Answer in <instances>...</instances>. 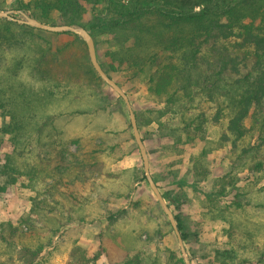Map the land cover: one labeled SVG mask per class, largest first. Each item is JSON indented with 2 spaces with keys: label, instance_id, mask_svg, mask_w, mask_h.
Segmentation results:
<instances>
[{
  "label": "rangeland",
  "instance_id": "1",
  "mask_svg": "<svg viewBox=\"0 0 264 264\" xmlns=\"http://www.w3.org/2000/svg\"><path fill=\"white\" fill-rule=\"evenodd\" d=\"M114 1L120 6L129 4V0ZM92 7L94 5L89 3L85 15L88 30H91L87 22L91 18ZM96 7L102 11L105 4ZM7 10H19L16 0H7L3 11ZM104 14L109 15V12ZM14 17L19 18L20 15L15 14ZM16 34L22 43L12 48L4 45L0 49H23V55L31 54L23 68V79L36 85V88L43 84L40 74L33 70L37 61H41L45 69L57 75L61 82L63 72L71 62L85 70L92 67L86 43L73 33L23 28L22 33ZM94 40L99 62L109 68L105 54L120 48L119 38L105 34L94 35ZM60 49L62 52H59ZM41 52L46 53L45 60L40 57ZM4 63L2 61L0 65ZM37 75L40 80L35 78ZM110 75L127 92L137 114L149 154L151 174L161 186L160 191L168 197L172 211L181 219L182 233L186 236L184 244L191 263L212 264L214 251L228 244V224L219 216L237 192H240L239 197L242 195L240 199L245 208L241 222L253 232V240L264 251V168L261 172L255 171L258 162L264 163L261 111H252L246 121L249 137L238 147L221 142L222 135L227 133L226 122L209 123L207 137L212 144L204 141L188 143L186 136H181L178 117L168 114L164 127L151 121L147 111L162 106L148 95L146 84L140 77H135L126 69ZM75 83L84 87H81L82 91L74 89V95L83 91L89 95L88 83ZM91 88L97 97L94 103L84 98L83 104L72 103V100L71 103L58 101L57 104L53 102L48 111L49 115L57 117L63 107L84 111L58 118L56 124L65 126L69 137L82 136L86 144L96 137L97 143L107 140L115 145L113 154L102 155L97 166L87 168L82 182L84 190H79L85 196L91 192L92 186H100L96 198L101 201L102 211H90L88 207L78 211L64 193L65 187L56 186L59 175L52 179L51 172L60 163V148L49 137L41 136L40 141L30 142L22 156H14L13 161L22 172L31 166H39L44 177L33 188L27 176L21 174L17 176L18 183L0 195V264H26L27 257L34 264H123L127 257L137 253L143 256L144 264H151L156 258L165 262L171 252L182 257L167 215L148 181L142 180L144 164L125 102L104 81H92ZM211 106L212 103L202 105L209 117L215 111ZM6 121L7 118L0 113V128ZM204 147L210 150L207 155L209 175L205 179L193 172V159ZM76 151L77 147L72 145L71 152ZM12 153L9 137H3L0 167ZM180 180L190 185L196 181L198 184L195 188L179 186L177 181ZM126 182L131 184V192L125 187ZM213 194L216 196L210 197ZM118 210L127 212L115 221L106 218L109 213ZM72 245L79 247V252H74Z\"/></svg>",
  "mask_w": 264,
  "mask_h": 264
},
{
  "label": "trees",
  "instance_id": "2",
  "mask_svg": "<svg viewBox=\"0 0 264 264\" xmlns=\"http://www.w3.org/2000/svg\"><path fill=\"white\" fill-rule=\"evenodd\" d=\"M16 2L19 10L26 11L41 22L81 25L85 28L88 4L94 5L87 22L91 30L86 29L93 38L94 35L111 34L117 36L121 43L118 50L105 54L109 68L100 62L105 72L111 76L112 72L126 69L135 77H140L146 84L148 95L162 106L147 111L151 121L164 127L163 122H166L168 114L178 117L181 136L185 135L188 143L204 141L212 144L207 137L209 123L226 122L227 133L222 135L221 142L238 147L249 137L246 121L254 109L261 111L264 121V0H129L127 6H120L114 0ZM6 4L7 0H0V10H4ZM99 4H105L106 8L102 11L95 9ZM106 11L109 15L104 14ZM23 28L34 29L0 19V47L6 45L12 48L22 43L16 33H22ZM29 56L31 54L23 55V49H0V63L5 61L0 65V113L7 118L0 128V146L2 138L6 136L13 146V153L0 167V195L16 185L17 176L21 174L27 176L33 188L41 181L44 176L39 166H31L22 172L13 160L14 156H22L30 142L40 141L41 136L45 135L60 148V163L51 172L52 179L59 175L56 186L65 187L64 193L78 211L87 207L90 211H102L101 201L96 198L100 186H92L86 197L79 190H84L82 182L87 168L97 166L102 155L113 154L115 145L112 146L107 140L97 143L96 137L86 144L82 136L69 137L65 126L56 124L58 118L84 111H71L63 107L64 110L61 109L57 117L49 115L48 110L53 102L57 104L58 101L71 103L72 100V103L83 104L84 98L94 103L97 97L91 83L103 80L91 66L85 70L71 62L65 68L61 82L57 75L37 61L33 70L40 74L43 84L36 88V85L23 79V68ZM40 57L45 60L46 53L41 52ZM35 78L40 80L38 75ZM76 81L88 83L86 87L91 90L89 95L84 91L74 95V89L82 91L81 87H84H80V83L78 87ZM205 103L213 104L211 108L215 111L211 117L202 108ZM138 126L140 130L139 123ZM51 133L53 136L49 135ZM142 139L145 141L143 136ZM72 145L77 147L76 152H71ZM209 152L208 147H204L193 159V172L197 177L205 179L209 175ZM47 154L50 155V152ZM263 168L264 163L258 162L255 171L261 172ZM142 180L147 181L144 174ZM154 180L161 190L157 180ZM177 183L194 188L198 184L196 181L190 185L181 180ZM125 187L128 192L133 190L129 182L125 183ZM162 194L171 208L168 197ZM239 196L240 192H237L220 212L219 217L228 224V244L214 251L212 264H264V251L253 240V232L241 222L245 208L240 199L242 195ZM126 212H111L106 218L115 221ZM174 215L185 241L181 219ZM72 247L74 252H79V247ZM26 262L34 264L28 257ZM123 264H144V259L137 253L127 257ZM151 264L185 262L171 252L165 262L156 258Z\"/></svg>",
  "mask_w": 264,
  "mask_h": 264
},
{
  "label": "water",
  "instance_id": "3",
  "mask_svg": "<svg viewBox=\"0 0 264 264\" xmlns=\"http://www.w3.org/2000/svg\"><path fill=\"white\" fill-rule=\"evenodd\" d=\"M15 14H19L20 17L19 18L14 17ZM0 18L14 21L22 25H27L39 30L48 31L52 33H73L86 43L92 67L94 68L98 76L123 99V101L127 106L130 115V122L133 130L134 139L137 143V146L140 151V155L143 160L146 179L149 183L151 190L155 194L165 214L167 215L168 220L176 234L185 264H192L187 254L184 240L179 230L175 215L172 209L170 208V206L168 205L167 201L163 197V194L161 193L158 185L156 184L151 174L149 154L146 145L142 139V135L139 130V126L137 122L136 113L135 110L133 109L129 96L123 90V88L103 69L102 65L98 60L96 44L93 36L83 26L47 24L41 22L40 20H38L37 18L33 17L32 15H30L29 13L23 10H7V11L0 10Z\"/></svg>",
  "mask_w": 264,
  "mask_h": 264
}]
</instances>
